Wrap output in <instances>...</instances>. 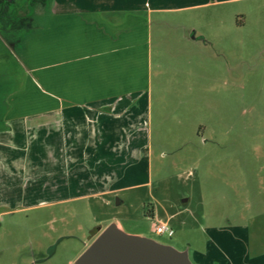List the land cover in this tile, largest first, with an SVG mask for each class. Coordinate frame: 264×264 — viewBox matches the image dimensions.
Instances as JSON below:
<instances>
[{"label":"rangeland","instance_id":"rangeland-1","mask_svg":"<svg viewBox=\"0 0 264 264\" xmlns=\"http://www.w3.org/2000/svg\"><path fill=\"white\" fill-rule=\"evenodd\" d=\"M116 1L170 8L152 14L153 46L162 32L165 65L180 50H196L193 103L177 113L174 92L167 93L165 109L152 117L149 148L116 193L45 199L2 215L0 227H35L39 243L7 232L0 258L75 264L99 228L120 222L123 232L183 252L191 264H264V0ZM182 35L193 39L181 43ZM1 53L0 99L23 78ZM157 222L173 234L156 233Z\"/></svg>","mask_w":264,"mask_h":264},{"label":"crops","instance_id":"crops-1","mask_svg":"<svg viewBox=\"0 0 264 264\" xmlns=\"http://www.w3.org/2000/svg\"><path fill=\"white\" fill-rule=\"evenodd\" d=\"M134 4L0 2V51L23 73L21 86L0 99V218L45 199L116 193L128 166L149 148L152 117L165 109L167 93L174 92L177 113L190 108L196 50H180L165 65L162 32L153 46L152 14L170 8ZM1 228L2 250L7 232L39 243L35 227Z\"/></svg>","mask_w":264,"mask_h":264},{"label":"water","instance_id":"water-1","mask_svg":"<svg viewBox=\"0 0 264 264\" xmlns=\"http://www.w3.org/2000/svg\"><path fill=\"white\" fill-rule=\"evenodd\" d=\"M75 264H191L185 253L149 238L123 232L115 223L104 227Z\"/></svg>","mask_w":264,"mask_h":264},{"label":"built area","instance_id":"built-area-1","mask_svg":"<svg viewBox=\"0 0 264 264\" xmlns=\"http://www.w3.org/2000/svg\"><path fill=\"white\" fill-rule=\"evenodd\" d=\"M156 233H167L168 235H172L173 234V230L171 228H169V226L167 225L166 222H157V224H155L154 229H153Z\"/></svg>","mask_w":264,"mask_h":264},{"label":"trees","instance_id":"trees-1","mask_svg":"<svg viewBox=\"0 0 264 264\" xmlns=\"http://www.w3.org/2000/svg\"><path fill=\"white\" fill-rule=\"evenodd\" d=\"M3 0H0V2H2Z\"/></svg>","mask_w":264,"mask_h":264}]
</instances>
